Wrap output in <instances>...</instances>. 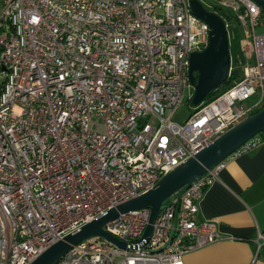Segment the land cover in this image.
Returning <instances> with one entry per match:
<instances>
[{"label": "built area", "instance_id": "1", "mask_svg": "<svg viewBox=\"0 0 264 264\" xmlns=\"http://www.w3.org/2000/svg\"><path fill=\"white\" fill-rule=\"evenodd\" d=\"M213 1L199 0L227 32L225 13L245 27L251 61L175 123L193 91L189 55L208 43L189 0H0V264H29L264 105V33L255 30L264 11L252 0ZM234 153L165 202L147 239L148 209L119 214L103 228L125 248L89 238L55 264H183L235 239L197 218ZM254 242L257 254L264 232Z\"/></svg>", "mask_w": 264, "mask_h": 264}, {"label": "water", "instance_id": "2", "mask_svg": "<svg viewBox=\"0 0 264 264\" xmlns=\"http://www.w3.org/2000/svg\"><path fill=\"white\" fill-rule=\"evenodd\" d=\"M252 1L264 11V0ZM189 5L193 15L208 26L206 47L201 51H193L189 55L188 78L193 87L190 103L197 106L227 79L230 65L229 44L225 21L220 15L204 8L199 0H189ZM263 131L264 105L168 171L154 187L136 197L111 206L96 218L49 245L29 264H55L72 246L89 238H100L116 247L125 248V243L105 231L103 226L119 214H128L132 211L149 210L148 223L142 234V238L147 239L151 235L152 224L165 202L178 198L186 187L208 169L226 159ZM259 251L264 258V245Z\"/></svg>", "mask_w": 264, "mask_h": 264}, {"label": "crops", "instance_id": "3", "mask_svg": "<svg viewBox=\"0 0 264 264\" xmlns=\"http://www.w3.org/2000/svg\"><path fill=\"white\" fill-rule=\"evenodd\" d=\"M259 138L226 160L198 203V220H214L221 234L235 239L189 252L183 264H264L254 242L256 232H264V133Z\"/></svg>", "mask_w": 264, "mask_h": 264}, {"label": "rangeland", "instance_id": "4", "mask_svg": "<svg viewBox=\"0 0 264 264\" xmlns=\"http://www.w3.org/2000/svg\"><path fill=\"white\" fill-rule=\"evenodd\" d=\"M200 2L205 6L207 3L214 4L213 0H200ZM229 24L228 28V50L230 57V65L232 69L240 71L241 67L246 63L251 61V57H246L244 55L245 51L249 50L247 46L246 39V29L240 23H238L235 17L230 14L227 18ZM258 34L264 33V26L257 25L255 28ZM192 95L191 91H186L182 100V103L177 107V109L172 113L170 117L171 121L175 123H182L193 111L194 107L190 103L189 96ZM168 112H166L167 114ZM264 132V131H263ZM256 257V254L254 255Z\"/></svg>", "mask_w": 264, "mask_h": 264}, {"label": "trees", "instance_id": "5", "mask_svg": "<svg viewBox=\"0 0 264 264\" xmlns=\"http://www.w3.org/2000/svg\"><path fill=\"white\" fill-rule=\"evenodd\" d=\"M229 15L230 14H226L225 13V16L224 15H222L223 17H224V19L227 21V18L229 17ZM238 73H239V71L238 70H233L232 71V73H231V76L230 77H228L226 80H225V82L222 84V86H220V87H218L217 89H215V90H213V91H211L207 96H206V98H205V101H207V100H209L213 95H215L218 91H219V89L220 88H223L224 86H227L229 83H230V81H231V79L233 78V77H236L237 75H238ZM258 111V110H257ZM257 111H255V112H257ZM255 112H253V113H255ZM252 113V114H253ZM263 133L264 132H261V133H259L258 135H256L254 138H252L251 140H250V149L252 148V147H254L257 143H259V142H261L262 140H261V138H259V137H263ZM256 141V142H255ZM248 148V149H249Z\"/></svg>", "mask_w": 264, "mask_h": 264}]
</instances>
